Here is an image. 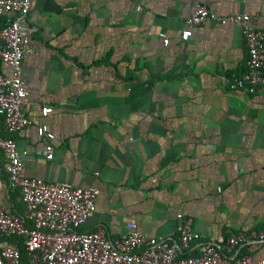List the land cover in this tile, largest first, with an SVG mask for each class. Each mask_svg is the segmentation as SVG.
Masks as SVG:
<instances>
[{
    "label": "crops",
    "instance_id": "crops-1",
    "mask_svg": "<svg viewBox=\"0 0 264 264\" xmlns=\"http://www.w3.org/2000/svg\"><path fill=\"white\" fill-rule=\"evenodd\" d=\"M199 5L257 16L264 28V0H31L24 111L36 120L42 107L53 109L43 120L53 159L44 158L35 127L12 137L27 152V176L99 191L83 231L102 226L115 240L133 222L179 245L182 214L200 236L185 255L212 245L226 257L261 260L264 242L225 247L233 234L264 230V90L231 88L246 71L239 26L210 21L180 39ZM7 20L0 17V29ZM0 207L24 210L1 166Z\"/></svg>",
    "mask_w": 264,
    "mask_h": 264
},
{
    "label": "built area",
    "instance_id": "built-area-1",
    "mask_svg": "<svg viewBox=\"0 0 264 264\" xmlns=\"http://www.w3.org/2000/svg\"><path fill=\"white\" fill-rule=\"evenodd\" d=\"M31 9V0H0V17L7 22L0 29V166L10 188L17 189L24 210L14 214L0 207V237H14V244H0V264H22L24 250L27 264H264L250 256L226 257L220 248L206 245L198 256L185 255L200 236L193 231V219L177 214L179 245L169 239L142 234L135 223L127 224L128 233L119 239L108 237L104 227L93 231L82 228L96 211L95 188L70 187L26 175L23 156L12 137L33 126L46 141L43 155L53 159L54 135L43 122L53 109H40V118L31 120L24 111L28 91L22 75L24 58L33 52V44L23 31V22ZM257 16L228 14L219 16L205 5L196 6L185 21L182 41L192 36V29L213 21L237 25L242 29L247 50L246 71L233 81V89L249 94L264 90V28L255 26ZM264 24V15L261 16ZM163 43L168 44L164 35ZM264 242V230L233 234L225 252L231 253L245 241Z\"/></svg>",
    "mask_w": 264,
    "mask_h": 264
},
{
    "label": "trees",
    "instance_id": "trees-1",
    "mask_svg": "<svg viewBox=\"0 0 264 264\" xmlns=\"http://www.w3.org/2000/svg\"><path fill=\"white\" fill-rule=\"evenodd\" d=\"M21 251H22V258L25 257V253H24V250L23 248L21 247ZM25 260V259H24Z\"/></svg>",
    "mask_w": 264,
    "mask_h": 264
}]
</instances>
